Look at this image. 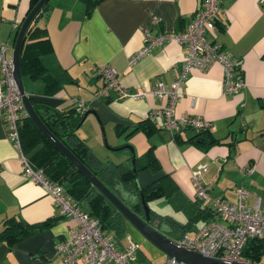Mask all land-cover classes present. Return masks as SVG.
I'll use <instances>...</instances> for the list:
<instances>
[{
  "label": "crops",
  "instance_id": "obj_1",
  "mask_svg": "<svg viewBox=\"0 0 264 264\" xmlns=\"http://www.w3.org/2000/svg\"><path fill=\"white\" fill-rule=\"evenodd\" d=\"M84 1L49 0L48 11L38 20L46 27L52 45L45 59L53 71L65 69L66 77L55 93L45 94L41 78L21 74L28 95L63 107L76 104L73 99H82L84 116L76 133L101 161H121L131 155L128 148L117 149L125 143L139 157L138 164L142 163L140 156L150 150L156 166L138 170L141 183L159 177L169 193L181 191L183 199L194 200L191 173L198 163L207 162L201 179L211 196L235 201V187L244 184L249 190L247 203L258 201L264 210V5L260 0H219L215 29L209 34L240 65L244 86L236 93L224 92V69L215 62L207 70L192 67L178 89L176 112L209 119L210 131L221 139L207 150L187 139L189 131H178L181 141L177 140V132L164 127L161 117L150 120V130L139 124L148 113L169 103V98L159 97L152 89L159 80L168 85L177 77L185 45L174 40L154 44L133 62L129 60L143 46L146 29L156 33L183 29L202 0H100L89 12ZM29 2L0 0V41L14 42V23H21ZM13 48L7 51L10 58ZM100 64L115 68L126 89L146 92L137 98L120 96L114 90L109 97L96 96L103 83L97 69ZM250 163L255 170L243 173L241 167ZM148 203L156 212L171 214L180 223L187 221L184 210L172 205L168 197L151 198ZM9 216L20 217L35 228L13 240L0 236V264H61L56 243L67 239L75 223L60 213L42 184L24 175L0 117V229ZM48 218L50 223L38 225ZM214 220H221L216 212L193 221L186 232L194 233ZM131 228L127 223L120 246L126 244L127 233L133 238ZM144 253L138 246L137 264H157ZM168 259L166 255L164 264Z\"/></svg>",
  "mask_w": 264,
  "mask_h": 264
},
{
  "label": "built area",
  "instance_id": "obj_2",
  "mask_svg": "<svg viewBox=\"0 0 264 264\" xmlns=\"http://www.w3.org/2000/svg\"><path fill=\"white\" fill-rule=\"evenodd\" d=\"M264 5V0H260ZM219 10V0H202L201 6L194 12L188 24L176 32L144 31V42L140 50L130 57V62L146 53L154 44H164L171 40L177 41L186 47L181 62V69L177 77L166 85L159 80L153 93L159 97L169 98V103L161 109L148 113V119L154 121L161 117L163 126L171 132H178L185 127L208 129L211 121L200 115L179 114L175 110L179 87L192 67L207 70L218 62L224 69L222 82L223 91L236 93L245 84L240 65L231 56L228 50L209 38L215 29V20ZM159 18L155 17L154 22ZM19 23H14L16 30ZM14 45L12 40L0 41V117L7 128L8 138L18 152L21 160L22 172L42 184L52 196L55 205L62 215L74 221V227L68 231L67 239L56 243V249L61 264H137V243L130 238L123 246H118L109 232H103L98 219L81 204L74 200L65 190L63 184L47 177L41 169L31 164L24 152L20 123L28 116V111L22 98L14 74L13 58L7 56L8 49ZM103 83L96 89V96L109 97L110 91H116L120 96L140 97L146 92L142 90L126 89L119 81L117 70L107 64L97 67ZM77 105L84 108L82 99H73ZM208 163L200 162L193 169L191 175L196 188V196L203 198L222 220H214L204 224L194 233H183L175 240L183 247L198 252V254L222 260L223 264H247L250 262L242 257V247L248 236H264V210L256 201L248 204L246 197L249 190L244 184L237 185V199L229 201L218 196H211L201 179L207 170ZM255 165L250 163L241 167L243 173H252ZM167 264H184L174 258L168 259ZM220 264V263H218Z\"/></svg>",
  "mask_w": 264,
  "mask_h": 264
},
{
  "label": "trees",
  "instance_id": "obj_3",
  "mask_svg": "<svg viewBox=\"0 0 264 264\" xmlns=\"http://www.w3.org/2000/svg\"><path fill=\"white\" fill-rule=\"evenodd\" d=\"M37 1L30 0L25 16ZM99 1L85 0V10L89 12ZM48 9L49 0L41 6L29 22L24 33L19 59L21 74L32 78H41L44 82V93L53 94L63 83L66 70L60 67L57 71H53L45 59V55L52 51V45L46 27L39 25L38 20L45 15ZM17 31L14 32L13 40ZM29 98L46 127L129 209L142 218H146L144 206V202H146L151 223L155 222L158 230L162 233L166 232L177 238L187 231L193 221L201 217L213 216V209L208 203L203 202L199 197L194 200L183 199L181 191L169 193L159 177L147 183L140 182L138 170L156 166L157 159L152 156L150 150L146 155L140 156L142 163L138 164L139 157L133 154L132 146L125 143L117 149L128 148L131 150V155L121 161H101L76 133V128L84 116V110L79 105L55 106L32 94L29 95ZM139 124L146 130H150L153 126L148 118ZM182 130L191 132L187 135V139L201 150H207L211 145L221 142V139L215 137L209 128L185 127ZM121 131L122 128L118 129V132ZM179 132L175 137L181 141ZM20 133L24 152L33 167L41 169L50 179L61 182L66 192L79 202L82 208L88 210L98 219L101 230L111 233L117 245L120 246L119 242L127 230V223H129L121 211L46 137L29 115L21 121ZM160 196L168 197L172 205L183 209L187 215V221L180 223L171 214L159 213L152 209L148 203L149 200ZM51 220L48 218L38 225L48 224ZM34 228L35 225L27 223L20 217L9 216L4 220L0 236L13 240ZM241 255L250 264H264L262 262L264 236H248L242 247Z\"/></svg>",
  "mask_w": 264,
  "mask_h": 264
},
{
  "label": "water",
  "instance_id": "obj_4",
  "mask_svg": "<svg viewBox=\"0 0 264 264\" xmlns=\"http://www.w3.org/2000/svg\"><path fill=\"white\" fill-rule=\"evenodd\" d=\"M47 0H38L30 12L23 18L15 40L14 48L12 51V58L14 63V74L15 79L22 93V98L27 108L29 117L36 123L39 129L49 138L50 141L68 157V159L73 162V164L117 207L119 211L125 216V218L136 227L139 232L144 235L149 241L155 244L168 256L169 259L174 258L177 262H183L184 264H223L224 262L218 258H209L198 254L193 250L187 249L180 245L175 239L167 236L157 229L156 223H151L148 216V205L144 202L146 209V218H142L131 209H129L96 175L76 157L72 151H70L64 143L59 140L43 123L41 118L38 116L35 111L33 104L29 98L28 93L26 92L21 71H20V51L22 46V41L24 37L25 30L35 15V13L41 8V6ZM144 201V200H143ZM245 264V263H243ZM249 264V263H247Z\"/></svg>",
  "mask_w": 264,
  "mask_h": 264
},
{
  "label": "rangeland",
  "instance_id": "obj_5",
  "mask_svg": "<svg viewBox=\"0 0 264 264\" xmlns=\"http://www.w3.org/2000/svg\"><path fill=\"white\" fill-rule=\"evenodd\" d=\"M200 199H203V198H200ZM131 233L133 235V238L132 239H136L137 240L138 243L136 241L135 242L145 252L144 253L145 255H147L148 257H151V258L153 257L154 258V261L157 264H164V262L166 260V255H165L164 251H162L155 244H153L151 241H149L144 235H142L139 232V230L136 227L133 226V228H131ZM179 237H177V238H179ZM129 240H130V238L128 237V233H127L126 234V237H125V241H129Z\"/></svg>",
  "mask_w": 264,
  "mask_h": 264
}]
</instances>
